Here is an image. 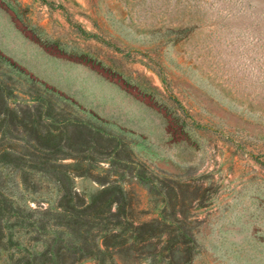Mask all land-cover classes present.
<instances>
[{
	"label": "rangeland",
	"instance_id": "1",
	"mask_svg": "<svg viewBox=\"0 0 264 264\" xmlns=\"http://www.w3.org/2000/svg\"><path fill=\"white\" fill-rule=\"evenodd\" d=\"M2 153L22 208L55 210L58 167L190 233V264H264V0H0Z\"/></svg>",
	"mask_w": 264,
	"mask_h": 264
},
{
	"label": "trees",
	"instance_id": "2",
	"mask_svg": "<svg viewBox=\"0 0 264 264\" xmlns=\"http://www.w3.org/2000/svg\"><path fill=\"white\" fill-rule=\"evenodd\" d=\"M5 158L0 154V163ZM53 169L51 176L61 191L55 210L38 204L35 209L22 208L0 193V252L14 249L20 256L11 255L7 264H78L88 258L102 264L117 258L136 264H190L194 250L190 233L170 229L159 220L136 223L130 200L116 183L82 199L70 189L74 175ZM19 234L37 239L22 246L14 241ZM36 243L43 246L39 253L33 251Z\"/></svg>",
	"mask_w": 264,
	"mask_h": 264
}]
</instances>
